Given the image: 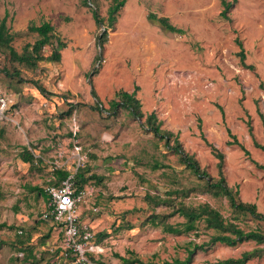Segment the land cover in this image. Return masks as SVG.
<instances>
[{"label": "rangeland", "instance_id": "374dc122", "mask_svg": "<svg viewBox=\"0 0 264 264\" xmlns=\"http://www.w3.org/2000/svg\"><path fill=\"white\" fill-rule=\"evenodd\" d=\"M110 3L0 0V21L18 52L38 38L29 26L42 22L65 43L59 61L34 67L0 51V264H80L66 258L61 232L42 218L47 201L35 190L51 182L54 165L73 171L78 159V171L97 188L80 207V221L98 245L88 252L91 264H123L120 257L157 264L184 259L191 243L207 241L214 231L198 220L195 230L172 234L149 220L157 214L173 225L190 221L168 215L181 206L189 215L209 203L243 229L264 233V220L234 212L225 197L206 190V180L171 148L173 137L167 145L145 116L110 108L118 91L134 92L144 115L154 112L161 128L215 179L213 148L222 153L227 185L264 214V151L255 145H264V0H236L228 19L220 15L221 0H126L111 27ZM105 29L101 46L97 38ZM237 40L252 68L241 64ZM232 135L237 143L229 144ZM26 152L32 159L24 160ZM244 251H256L245 264H264V242L253 241L209 245L190 264Z\"/></svg>", "mask_w": 264, "mask_h": 264}, {"label": "trees", "instance_id": "16d2710c", "mask_svg": "<svg viewBox=\"0 0 264 264\" xmlns=\"http://www.w3.org/2000/svg\"><path fill=\"white\" fill-rule=\"evenodd\" d=\"M126 0H111L110 5L108 6L107 13V21L108 26H112L113 22L116 19V14L118 10L124 5ZM236 0L227 1L221 0L222 10L220 15L226 19H228L227 12L229 8L233 5ZM86 2V1H85ZM92 15L95 22L101 23L102 19L99 17V14L96 9H92ZM155 18L154 15H151ZM161 25L168 26L173 30V27L170 26L165 18H157L156 19ZM29 30L36 32L38 38L32 44H26L21 52H18L11 45L12 35L8 32L4 19L0 21V51L6 50L9 54L11 61L25 64L29 67H34L41 60L48 61H59L61 54L60 50L65 46L64 41L55 33L53 26L49 22H42L39 25H30ZM106 37V29L104 32L97 38V42L99 45L105 42ZM238 46L240 50L238 52L239 60L241 64L248 68H252V65H246L244 62L245 53L243 51L241 42L237 40ZM51 45L52 49L48 55H44L41 53V50L45 46ZM100 59V57H98ZM3 72L6 75H16L19 76V71L14 70V73H10L8 70L3 69ZM38 88L41 92H44V89L38 85ZM92 96L97 98L95 91L91 90ZM117 95L119 96L118 100L112 99L110 101V108L112 111H116L118 107H124L129 110V112L139 118L144 119V123L148 126L149 130L153 132V134L158 137L160 140H163L167 145L170 144V140L173 137V142L171 148L179 153L180 161L185 165L186 168L193 171L195 175L200 179L206 180V190L210 192L213 196H223L228 202L229 206L233 209L234 212L237 213H249L253 217L264 220V214L258 212L256 209V205L254 203L243 202L238 198V193L233 191L231 187H229L225 181L224 175L221 171L223 155L215 148V156L219 159L217 166L219 167V177L218 179L213 178L207 171L200 167L198 161L191 155L183 151L180 147V143L178 138L174 133L167 129H162L160 126V122L156 121V115L154 112H151L147 115L141 111V104L139 100L135 97L134 92L128 91H118ZM99 108V106L97 107ZM233 140L228 141L229 144L237 143L236 137L232 135ZM255 145L264 151V145L258 144L255 142ZM246 153L247 151L244 150ZM27 156H24V160L28 161L32 159L33 154L30 152H26ZM69 174V170L63 169L62 167L55 168L52 172V180L48 185H57L60 184L61 180L64 179ZM92 178H96L100 180L97 175L93 174ZM95 185V183L86 182V178L81 171L76 172L74 176V186L78 191L85 185ZM35 190L42 194L46 201H48V195L44 189L35 187ZM184 206L178 207L177 209L168 213V215H173L178 213L183 216H188L190 221H182L177 224H169L163 221V218H166L165 215H157L153 214L149 217L153 223H161L164 227V230L172 233V234H181L183 232H190L195 230L197 227L196 222L201 220L204 222L205 227L214 231L209 237L207 241H203L201 243H191L190 247H187V255L184 259L174 258L172 261H163V264H190L192 262V257L194 253L198 250H204L207 246L213 245L215 243H221L227 246H236L238 244L253 241L255 243L264 242V233L257 229H249L245 230L240 227L236 222L228 220L224 218V216L214 207H212L209 203H203L197 207V210L194 213L189 215L184 211ZM256 251H244L241 253L239 257H228L225 259L217 260L212 263L207 264H245L252 256H254ZM121 262L123 264H157L155 262H143L137 257H129L124 258L120 257Z\"/></svg>", "mask_w": 264, "mask_h": 264}, {"label": "built area", "instance_id": "2783aa9c", "mask_svg": "<svg viewBox=\"0 0 264 264\" xmlns=\"http://www.w3.org/2000/svg\"><path fill=\"white\" fill-rule=\"evenodd\" d=\"M61 180L60 184L47 185L44 190L48 195L47 207L42 213L45 221L51 222L62 234V251L66 258L80 264H91L88 252H96L98 245L92 241L93 234L80 221V207L86 199L96 195L94 185H85L78 191L74 186V176L80 166ZM54 165V168H57Z\"/></svg>", "mask_w": 264, "mask_h": 264}]
</instances>
